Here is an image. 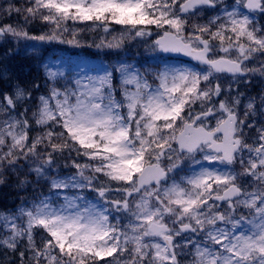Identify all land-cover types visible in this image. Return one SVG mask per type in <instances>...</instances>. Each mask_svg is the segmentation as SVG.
I'll use <instances>...</instances> for the list:
<instances>
[{
	"label": "snow or ice",
	"instance_id": "1",
	"mask_svg": "<svg viewBox=\"0 0 264 264\" xmlns=\"http://www.w3.org/2000/svg\"><path fill=\"white\" fill-rule=\"evenodd\" d=\"M0 15L20 18L0 23V186L19 201L0 207V264H264V0H24ZM69 21L121 26L88 45L115 62L73 80L39 55L83 46ZM130 41L201 67L140 64ZM22 50L30 78L11 64Z\"/></svg>",
	"mask_w": 264,
	"mask_h": 264
},
{
	"label": "trees",
	"instance_id": "2",
	"mask_svg": "<svg viewBox=\"0 0 264 264\" xmlns=\"http://www.w3.org/2000/svg\"><path fill=\"white\" fill-rule=\"evenodd\" d=\"M14 2H17V4H23L24 0H0V8L7 7L9 3H14ZM0 16H2V15H0ZM12 17H14L15 23L17 22L18 19H20L16 15H12ZM7 18L12 19L9 16ZM68 26H69L70 30H73V29L80 30L77 39H79L81 41V44L84 47H86L88 45H96V44H100L101 43V41L97 40L93 36V34H91V30L88 28L87 23H75L74 24L73 22L69 21ZM99 34H101L103 36V41L104 42L108 41V36L105 34V32H103V30H101V32ZM68 38L70 39L71 37H68ZM68 45H69V49L72 50V51L81 47V46L80 47H76V46H73V45H70V44H68ZM106 51L107 50H103V52H106ZM28 67H30L28 64H23V67H20V71L18 69H17V71L20 72L22 77L30 78V76L32 74H34L33 71H32V73H29L27 76H25V73L22 71V69H26ZM9 179L13 180L14 177H10ZM5 193L9 194L8 198L5 197ZM12 197H14V193H13L12 189L0 186V207L5 206V204H7L8 206H14L15 203L19 202L18 199H13Z\"/></svg>",
	"mask_w": 264,
	"mask_h": 264
},
{
	"label": "rangeland",
	"instance_id": "3",
	"mask_svg": "<svg viewBox=\"0 0 264 264\" xmlns=\"http://www.w3.org/2000/svg\"><path fill=\"white\" fill-rule=\"evenodd\" d=\"M119 32L120 31H112L109 34V37L112 39L113 36L118 35ZM132 42L134 44V47L137 48V49H139L143 54H153V53L147 51L146 48H145V46H143L141 44H138L136 41H132ZM39 55H41L42 57H46L49 61H53L54 58H58V59H55V61H54L55 66L58 67V68H60V69H62V70H64V71H66L65 64L56 55H54V54L45 55L43 49H41ZM168 64L175 65V66H178V67H188V66L181 65V64H172V63H168ZM97 68H98V66H96V65H92V64H89L87 62H83L80 65V69L78 71L77 78H79V77H81L83 75H92V74H95V72H93L92 70L93 69H97Z\"/></svg>",
	"mask_w": 264,
	"mask_h": 264
},
{
	"label": "water",
	"instance_id": "4",
	"mask_svg": "<svg viewBox=\"0 0 264 264\" xmlns=\"http://www.w3.org/2000/svg\"><path fill=\"white\" fill-rule=\"evenodd\" d=\"M177 54H179V53H177ZM181 55H183V54H181Z\"/></svg>",
	"mask_w": 264,
	"mask_h": 264
}]
</instances>
